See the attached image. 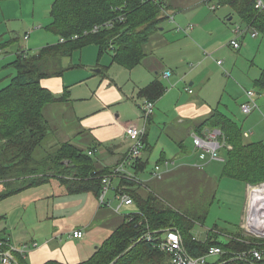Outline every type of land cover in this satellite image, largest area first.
<instances>
[{
    "label": "crops",
    "instance_id": "crops-1",
    "mask_svg": "<svg viewBox=\"0 0 264 264\" xmlns=\"http://www.w3.org/2000/svg\"><path fill=\"white\" fill-rule=\"evenodd\" d=\"M54 1L0 2V43L3 44L0 57L7 54V64L11 62L5 66L4 62L2 68L11 65L21 53L36 55L43 48L59 42L58 37L46 30L47 25H39L37 30L45 29L54 36L55 42L43 46L46 44H43L40 32L36 33V42L30 36L24 38L36 16L45 18L48 15L51 19ZM163 1L174 13L177 24L193 27L186 33L177 32L175 24L172 23V27L168 20L162 21L160 29L144 47L145 56L135 67L126 68L113 62L110 52L99 55L98 47L93 44L55 60L60 73L43 78L41 86L57 97L65 91L68 95L64 100L45 106L43 114L49 134L37 150L43 153L36 157L45 158L47 150L54 151L70 143L92 152L97 171L108 172L128 154L127 129L145 125V150L140 158L145 166L142 173L147 171L152 160L153 167H162L169 162L168 170L176 161L183 160L186 164L167 175L152 176L148 181L140 180L141 172L136 173L132 166L130 171L138 181H129L138 186L142 196L152 194L166 203L163 189L168 180L185 170H202L196 163L197 156L205 162H219L193 149L191 138V133L213 113L219 111L235 120L244 136L248 133V137L245 136L247 142L252 138V143L264 144V91L255 88V81L264 72V33H258L256 37L245 36L241 48L233 49L230 41L235 28L228 20L233 14L223 12V8L231 6H221L216 0ZM21 40L26 47L19 45ZM88 48L94 50L89 49L86 53ZM218 61H223L222 65ZM166 72L171 73L170 77H165ZM146 89L150 93L142 94ZM249 90L255 92L258 108L245 115L241 105L249 99L246 95ZM146 102L154 103L153 113L147 119L142 111ZM123 180L127 181L123 175L113 178L108 208L100 206L95 192L71 191L67 184L56 179L1 200L0 236L22 249L18 256L26 264H80L91 258L123 223L126 216L120 214L123 207H133L131 213L137 212L135 204L123 205L116 211L120 205L116 194L119 191L127 194V187L119 188ZM107 226L111 227L109 233L103 229ZM76 229L83 230V238L71 237ZM229 234H225L226 239ZM220 235L212 234L211 230L206 239ZM219 258H209L208 263L218 264ZM15 260L11 264H18L17 257Z\"/></svg>",
    "mask_w": 264,
    "mask_h": 264
},
{
    "label": "trees",
    "instance_id": "trees-1",
    "mask_svg": "<svg viewBox=\"0 0 264 264\" xmlns=\"http://www.w3.org/2000/svg\"><path fill=\"white\" fill-rule=\"evenodd\" d=\"M216 1L220 5L231 6L244 24L251 23L258 32L264 33V9L259 12L255 8L257 0ZM165 11L171 10L163 0L54 1L51 23L46 30L58 37L59 42L43 48L36 55L19 54L11 64L16 75L0 90V201L51 179L67 184L71 191L90 190L100 197L101 178L111 170L97 171L94 158L88 152L65 143L45 158L36 157L37 150L49 134L43 114L45 106L64 100L68 95L65 91L57 97L41 86V80L60 73L47 71L55 65V60L90 44L98 47L99 55L110 52L113 62L126 68L135 67L145 56L144 47L151 36L160 29L162 21L167 20ZM119 16H124L122 22L116 20ZM110 20H114L113 26L106 27L104 24ZM96 25L103 27L96 33L84 35ZM75 35L79 38L72 39ZM61 39L65 41L61 42ZM2 45L0 43V49ZM255 88L264 91V72L255 81ZM146 93H150L148 89L142 91V94ZM205 128L219 129L232 146L231 150H226L223 178L244 184L264 182L263 143L247 142L240 125L219 111L206 119L196 132L200 133ZM135 165L136 173L145 170L141 159ZM124 186L137 212L126 215L123 223L94 255L80 264H172L167 254L141 240L149 231L156 234L166 229H176L181 233L191 257L204 256L211 247H219L224 254L218 264H264V261L259 263L236 258L237 254L250 251L256 245L264 247V240L256 242L257 239L248 238L240 230L236 233L238 235L229 234L224 241L219 236H209L205 243L198 242L192 234L194 220L152 194L142 196L132 181H121L119 188ZM3 239L0 236V240ZM16 257L18 264H26L18 254Z\"/></svg>",
    "mask_w": 264,
    "mask_h": 264
},
{
    "label": "built area",
    "instance_id": "built-area-1",
    "mask_svg": "<svg viewBox=\"0 0 264 264\" xmlns=\"http://www.w3.org/2000/svg\"><path fill=\"white\" fill-rule=\"evenodd\" d=\"M255 8L260 12L264 9V1L257 0ZM164 15L167 17L171 23L175 24V30L178 32H187L193 26L189 25L187 28H184L176 23L175 15L172 11H165ZM116 20L122 22L124 16H119ZM114 20L107 21L104 25L106 27H112ZM103 26L96 25L90 31L85 32L84 35L90 33L98 32ZM235 30V35L230 41V45L233 49L241 48V38H244L247 35L256 37L258 31L252 27V24H245V28L237 27ZM29 33L24 37L25 40L28 39ZM79 35H75L72 39H78ZM64 39H61V42H64ZM219 65H222V61L217 62ZM171 73L166 72L165 77H170ZM247 97L249 98L245 103L241 105V111L245 115H250L255 109L258 108L255 92L249 90L246 92ZM154 109L153 102H146L142 111L144 118L147 119L152 115ZM145 135L146 127L144 126H133L127 129L125 138L130 142V147L126 158L111 172L107 175H104L101 178L102 181V190L99 197V203L101 205L110 206V202L107 197L109 192L112 190L113 178L117 175H123L125 179L132 180L137 182L138 178L130 171L131 167L136 164V162L142 157L145 150ZM248 137V133L245 134ZM191 138L193 140V145L196 150H199L205 153L210 160H220L219 152L222 149L231 150L232 146L226 142L225 136L219 129H205L202 132L198 133L193 131L191 133ZM89 155H92V152H89ZM166 166H169V162L164 163ZM160 165H156L152 176H159ZM115 198L119 201L120 205L116 209L118 212L120 208L125 206L133 205V199L124 192H118ZM242 233L250 238H255L258 241L264 240V182L258 184H247V199L244 208V214L241 222ZM84 233L81 229H76L71 233V237L75 239L83 238ZM144 239L147 243H151L153 246L157 247L161 252L167 254L170 258L172 264H209L208 259L212 257L219 258L224 254L223 250L219 247H211L208 253L200 257H191L187 250L185 249L183 238L181 233L176 229H166L162 230L156 234L147 232L141 240ZM35 247L38 246L37 243L34 244ZM257 246V245H256ZM253 247L250 251L241 252L236 255L237 259L242 260H251L252 262H263L264 261V247ZM260 246V245H259ZM22 249H19L17 246L12 244L9 239L0 240V264H11L15 263V257L17 254H21Z\"/></svg>",
    "mask_w": 264,
    "mask_h": 264
},
{
    "label": "rangeland",
    "instance_id": "rangeland-1",
    "mask_svg": "<svg viewBox=\"0 0 264 264\" xmlns=\"http://www.w3.org/2000/svg\"><path fill=\"white\" fill-rule=\"evenodd\" d=\"M223 9L224 13L228 11V14H233L230 17H232L231 22L234 23L235 29H237V27L245 28V24L241 23L239 16L236 13H233L232 8L225 7ZM50 22L51 19L48 15L45 18L38 16L35 17V21L32 22L29 26L30 31L28 30L29 36L30 38L32 37L33 42H36L35 37L36 33L38 32H40L43 36V44H46L43 46H47L48 44L55 42L56 39L54 38V36L45 32V29L37 30V27H39V25L45 27L46 25L48 26ZM169 24L173 27L170 21ZM18 25L21 26L20 23H17V26ZM166 25L167 23H165L164 25L165 29L167 28ZM258 33L260 34V32ZM24 34L23 35L25 37L27 33ZM242 39L243 38H241V40ZM19 45L22 47H26V43L24 42V40H21ZM89 49L94 50V48H88L85 52L88 53ZM94 52L92 53V55L95 58L96 53ZM77 55H79V53ZM6 56L7 54H4L0 57V90L6 87L10 83L11 78L15 76V69L12 68L11 65L6 66L5 69L2 68L4 62V66L11 63L10 62L7 64L9 60H6ZM59 70L60 66L55 64L54 66L50 67L47 71L53 73ZM6 75H8L7 79H2ZM247 140L249 142L254 141V139L252 138ZM188 148L192 149V147ZM226 150L227 149L220 150L219 157L223 158V160H219V162H205L199 160L197 156L196 159H198V162L196 163H199V165H197L200 166L202 170L199 169L194 172L188 170L182 171L181 173H179V175L168 180L169 182L165 184L163 189V194L167 198L165 199V204L168 203L167 205H170L172 208L176 209L184 216L195 221L194 227L192 229V234L193 236H195L198 242L201 243H205L206 234L209 233V231L211 230L212 234H214L215 232L221 234L219 238L222 241L226 239L225 234L230 233V235H238L236 233L241 230V220L247 199V187L244 183L240 181L232 180L229 178H223ZM55 151L56 150H47V152L45 153L49 154V152L53 153ZM37 153L38 154L36 155L39 156L43 152L41 150L37 151ZM182 161L183 160H180V162L176 161V164H172L169 170L167 169L169 168V166H166L165 164L164 166L162 165V167L160 168L161 171L159 173H164V175H167V173L171 172L172 170H178L179 168L184 167L183 165L186 164V162L183 161V163H181ZM153 166L154 165L152 160L149 167L147 168V171L145 173H141L138 178L140 180L143 179L144 181H148L149 179H151V173L155 168ZM205 173L209 176H206ZM107 199L109 200V196L107 197ZM100 206L102 208L106 207V205L101 204ZM108 207L109 206H107V208ZM133 210V207H123L120 210V214L127 215ZM109 228L111 227L107 226L103 229L105 231H108L109 233ZM231 232L235 234H231ZM256 242H258V240Z\"/></svg>",
    "mask_w": 264,
    "mask_h": 264
},
{
    "label": "water",
    "instance_id": "water-1",
    "mask_svg": "<svg viewBox=\"0 0 264 264\" xmlns=\"http://www.w3.org/2000/svg\"><path fill=\"white\" fill-rule=\"evenodd\" d=\"M229 21H231L232 20V17H229V19H228Z\"/></svg>",
    "mask_w": 264,
    "mask_h": 264
}]
</instances>
